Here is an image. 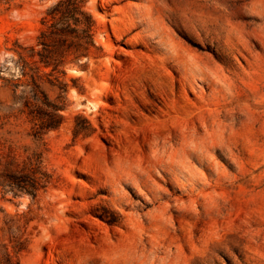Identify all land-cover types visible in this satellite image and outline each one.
Instances as JSON below:
<instances>
[{
    "label": "rangeland",
    "instance_id": "374dc122",
    "mask_svg": "<svg viewBox=\"0 0 264 264\" xmlns=\"http://www.w3.org/2000/svg\"><path fill=\"white\" fill-rule=\"evenodd\" d=\"M57 1H0V264H264V0H87L102 50L44 97L18 61Z\"/></svg>",
    "mask_w": 264,
    "mask_h": 264
},
{
    "label": "trees",
    "instance_id": "16d2710c",
    "mask_svg": "<svg viewBox=\"0 0 264 264\" xmlns=\"http://www.w3.org/2000/svg\"><path fill=\"white\" fill-rule=\"evenodd\" d=\"M0 1L11 4L19 0ZM86 3L87 0H58L46 11L45 16L41 19L42 27L37 44L41 47V50L32 46L23 48L26 55L20 53L18 62L21 64L22 75L30 76L33 79L37 91H40L36 82L39 72L38 64L41 65V69H50L49 73H45L49 77H54L58 73L66 75L68 66L87 68L88 60L93 50H102L101 47L97 46L95 40L97 21L87 9ZM26 58H30L33 61L28 62ZM85 58L87 59L86 62H84ZM57 79L55 77V80ZM50 82H52V79H50ZM40 92L46 97L42 90ZM36 110L41 121L34 133L38 139H41L45 132L60 128L64 122L63 115L59 113L61 110L59 107H53L52 113H48L40 107H37ZM90 129L91 126H88V128L77 127L75 134L77 135ZM8 183L12 190L15 191L16 196L28 194L33 198L36 197L39 188L48 184L47 175L41 170V158L39 157L31 162L27 173L8 175ZM21 244V241H18L13 245L14 255L10 248L4 245V261L1 264H17L14 258L24 249Z\"/></svg>",
    "mask_w": 264,
    "mask_h": 264
}]
</instances>
